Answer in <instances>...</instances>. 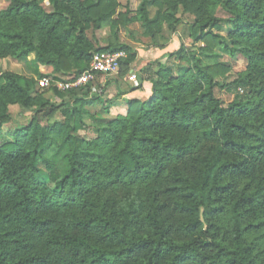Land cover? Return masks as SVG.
I'll use <instances>...</instances> for the list:
<instances>
[{
	"label": "trees",
	"instance_id": "obj_1",
	"mask_svg": "<svg viewBox=\"0 0 264 264\" xmlns=\"http://www.w3.org/2000/svg\"><path fill=\"white\" fill-rule=\"evenodd\" d=\"M7 1L0 59L33 55L41 72H0V135L10 107L32 113L0 145V264H264V0ZM181 15L195 47L146 61L134 88L148 83L146 99L110 107L90 85L57 89L97 52L125 53L126 76L138 52L120 29L137 24L164 50ZM219 49L246 61L229 84ZM216 88L242 95L224 106ZM57 109L62 121L44 125Z\"/></svg>",
	"mask_w": 264,
	"mask_h": 264
},
{
	"label": "rangeland",
	"instance_id": "obj_2",
	"mask_svg": "<svg viewBox=\"0 0 264 264\" xmlns=\"http://www.w3.org/2000/svg\"><path fill=\"white\" fill-rule=\"evenodd\" d=\"M119 2L121 3L122 6H124L128 2L131 10H135L139 0H119ZM7 4H8L7 0H0V9L5 8ZM45 8L48 9L47 3H45ZM154 11H155L154 8H151V7L149 8L150 16L153 15ZM216 14L220 18L225 17V14L220 9L217 10ZM181 20H182V24L180 25L177 34L173 35V34H170L168 31H165V33L161 34L159 41L163 45H166L164 49L165 52H170L173 47L176 48L179 45V42H182L185 46H188L189 48L195 47V45L192 44L188 36L189 35L188 27H189V24L192 18L188 15H181ZM225 30L226 29H224V31L222 32L223 36H225V33H226ZM94 34L99 39L100 45H103V43H105L107 36L109 35V32H108V29L105 28V29L95 32ZM119 42L129 45L136 51L138 50L147 51L151 49L150 47H148V44H149L148 40L142 37V30L139 28L137 24H132L126 28L120 29ZM218 55H219L218 61L224 63L230 68V72L227 74V76L225 78H220L218 81L221 84H224V83L229 84L235 79L237 73L245 69L246 61L240 56L230 58L220 49L218 50ZM140 59L141 58L138 56V60ZM138 60L136 61L135 65L139 64ZM162 60L165 61V58H163ZM139 66H141V63L139 64ZM181 66L184 67L183 64ZM140 68L141 67H138L136 69V67L134 66L132 68L133 70L132 73L136 75ZM39 69L40 68L35 64L34 58H32V56H29L27 59H22V60H15L11 58L0 59V72L11 71L19 75H24L26 77L35 78ZM130 71L126 76L122 78H117L116 75L108 76V77H105V76L97 77L96 81L90 84L91 86H95L96 88L95 92L92 90L90 91L91 95L92 94L99 95L101 98V102H104V104H108L109 102L116 100V98H119L118 95L121 94L120 93L121 91L119 90H122V92H131L129 87H127L131 83L128 79L129 75L132 74ZM137 83H138V80H137ZM132 85L134 87H137L133 83ZM42 88H44L43 92L45 94V98L48 99L52 105L57 106L60 104V101L57 98H55L46 87H42ZM215 95L217 98L221 99V101L223 102V105L226 106L228 103H230L234 99L235 95L241 96L242 92H237V93L233 92L231 94H228L224 90H221L220 88H216ZM97 108L99 109L98 105L91 107L92 112L96 113L95 110ZM9 112H10L12 119L10 123L2 127V133L0 135V145H2L5 142L11 141L14 130L18 128L20 125L26 124L32 115L31 111L23 110L17 106L10 107ZM104 118H108V117L104 116ZM45 119L46 121L43 123L44 125H47V123H50V122H61L62 117L60 115L59 109H57L56 112L53 111V114L49 115V117ZM79 137L89 139L91 137V134L79 132ZM38 178L39 180L47 183L51 187V184L47 178V174L45 170L43 169L42 165H40V173L38 175Z\"/></svg>",
	"mask_w": 264,
	"mask_h": 264
},
{
	"label": "built area",
	"instance_id": "obj_3",
	"mask_svg": "<svg viewBox=\"0 0 264 264\" xmlns=\"http://www.w3.org/2000/svg\"><path fill=\"white\" fill-rule=\"evenodd\" d=\"M124 57L125 53L123 52H97L93 54L88 68L83 73L78 76L69 77L67 80L56 82L55 85L57 89L65 92L90 85L94 83L99 76L108 77L117 75L120 68V60ZM128 79L135 86H138L137 79L133 73L129 75ZM39 85L40 87L47 88L51 85V80L49 78H43L39 80ZM91 90L95 92V86H91Z\"/></svg>",
	"mask_w": 264,
	"mask_h": 264
},
{
	"label": "crops",
	"instance_id": "obj_4",
	"mask_svg": "<svg viewBox=\"0 0 264 264\" xmlns=\"http://www.w3.org/2000/svg\"><path fill=\"white\" fill-rule=\"evenodd\" d=\"M137 52H138V56L141 58L140 60H138L139 61L138 63L139 64L141 63V66H139V64L134 65L136 67V69L138 67L144 66L146 64L147 60L160 58L162 56V54L165 52V50L150 49V50H147V51H139L138 50ZM31 56H32V58H34L33 55H31ZM38 72H41V70L39 69ZM130 72H133V70H131ZM127 87H129L131 92H122V90H120L121 93H123L121 98L120 99L116 98V100L109 102L108 106H110V107H120L122 105V103L124 102V100H129V99H133V98L144 100V99H146L149 96L150 86H149L148 83H142L141 88L138 89V90H134V88H136V87H134L132 85V83H130L129 86H127ZM106 117L113 118L111 115L110 116H106Z\"/></svg>",
	"mask_w": 264,
	"mask_h": 264
}]
</instances>
